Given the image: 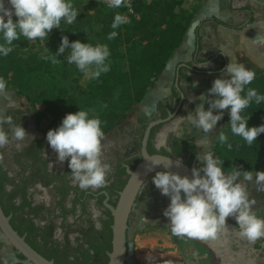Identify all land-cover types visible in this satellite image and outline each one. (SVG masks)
<instances>
[{
	"label": "clouds",
	"instance_id": "obj_1",
	"mask_svg": "<svg viewBox=\"0 0 264 264\" xmlns=\"http://www.w3.org/2000/svg\"><path fill=\"white\" fill-rule=\"evenodd\" d=\"M9 3L10 8L5 7L4 0H0V56H8L13 51V42L21 36L28 40L47 39L52 29L60 28L62 20L72 24L79 14L72 0H9ZM106 3L109 8L131 7L129 0H106ZM13 16L18 18L15 22ZM127 22V16L116 13L111 27L117 29ZM117 34L112 31L107 39L111 41ZM66 50H70L66 57L67 62L75 64L85 75L99 78L102 73L110 71V64L107 62L110 51L107 44L93 46L79 40L70 42L67 36H63L56 56L64 54ZM56 56L44 59H50L56 64L59 63ZM196 65L201 68L208 67L207 63ZM222 72L229 75L230 79L216 78L208 90L209 96L201 94L199 97L200 100L207 101L208 110L201 103L187 116L180 117L169 113L176 117L172 130L181 129L182 124H189L207 134L223 118V110H229L231 133L251 145L264 133V124L249 127L248 118L241 113L253 102H264V95L258 94L254 88H248L246 94L242 93H245V87L255 79L256 73L244 63L233 59ZM6 88V81L0 77V93H5ZM211 95L217 98L212 99ZM179 96L183 98L184 94ZM213 110H219L218 114H214ZM5 125H8L11 137L5 131ZM101 125L102 121L94 109H80L66 114L60 126L49 130L46 135L48 144L58 154V161L68 160L73 181L81 189H100L107 186V174L111 166L103 160L102 140L105 133ZM162 135L163 133L158 134V149L165 144V140L159 138ZM26 136L30 135L20 124L14 123L12 116L0 115V148L7 146L11 139L23 141ZM218 140L223 145L227 143L228 136L221 131ZM208 142L205 135L195 143L203 147ZM16 147L20 149L22 144L18 143ZM231 147L228 144V148ZM45 156L47 157L46 153ZM165 159L169 161L167 165L159 159L150 160L149 170L160 164L166 168L171 166V160ZM197 159L203 161V166L194 167L191 178L170 171H159L152 178L161 194L170 197V204L163 215L169 219L172 235L199 240L216 239L227 228V218L234 216L241 238L249 243L264 238V218L258 217L253 211L255 201L249 199L247 190L248 183L253 180L260 190H264V171H256L255 179L253 171L238 167H233L226 173L223 160L214 157L211 151L197 153ZM181 163L180 160L176 161L177 166ZM50 167L53 170L52 163Z\"/></svg>",
	"mask_w": 264,
	"mask_h": 264
},
{
	"label": "flooded vegetation",
	"instance_id": "obj_2",
	"mask_svg": "<svg viewBox=\"0 0 264 264\" xmlns=\"http://www.w3.org/2000/svg\"><path fill=\"white\" fill-rule=\"evenodd\" d=\"M178 94H184L180 85L176 86V90L174 89L169 98L159 102L158 112L151 120L139 122L128 118L104 136L103 160L110 164L111 170L107 174V186L100 189H81L78 183L73 181L68 160L58 161V154L47 142V132L39 128L30 106L22 105L13 95H4L2 100L5 103L0 105V115L12 116L14 123L20 124L31 136H26L23 141L11 139L7 146L0 148L1 166L9 178L7 181L4 180V188L0 190V204L5 214L11 217L10 222L14 229L20 233L15 226H19L23 218L28 220L27 224L29 221L33 222L40 229L32 236L36 239L35 244L45 253L58 248L56 255L64 263L76 257L82 260L91 256L109 258V252L112 250L113 215L106 206V200L116 206L119 192L129 177L127 168L133 169L138 164V160L142 159V141L149 124L160 121L151 128L149 151L153 148L156 153L174 155L182 158L189 165L196 162L197 168L200 166V160L197 159V153L200 152L193 140L181 138L171 127L167 128L186 101L185 95L181 98ZM169 113L175 116H170ZM4 128L11 137L8 125ZM160 133L163 135L159 138L165 140V144L158 149L156 143ZM183 140L193 143L195 150L190 148L176 153V146L178 144L183 146ZM18 143L22 144V148L16 147ZM50 163L53 165V170ZM3 171L0 170V181ZM155 174L149 177L143 190ZM25 196L30 204L17 211H6L13 202L22 205ZM260 210L256 209V206L253 209L258 217L264 218V210L259 212ZM226 227L221 232L222 237L227 240L233 251L241 252L243 255L238 264H255L264 254V240L261 238L249 243L239 236L238 225L229 219L226 220ZM21 235L27 240L26 231ZM107 242H110V248ZM94 245L98 248L92 247ZM8 252L11 253L10 250ZM12 252L16 258L24 259L13 247ZM127 254L129 257V232ZM125 264H128V260Z\"/></svg>",
	"mask_w": 264,
	"mask_h": 264
},
{
	"label": "crops",
	"instance_id": "obj_3",
	"mask_svg": "<svg viewBox=\"0 0 264 264\" xmlns=\"http://www.w3.org/2000/svg\"><path fill=\"white\" fill-rule=\"evenodd\" d=\"M4 4L11 7L9 0H4ZM232 59L244 63L256 73L255 79L245 90L264 79V0H201L182 42L171 51L162 72L147 89L143 99L131 109L133 119L139 122L151 120L158 112L159 102L169 98L178 85L186 101L177 116H187L201 103L208 110L207 101L199 97L201 94L209 96L208 90L216 78L230 79L222 70ZM204 63L208 64L207 68L196 65ZM210 98L217 97L211 95ZM218 111L213 110L214 114H218ZM223 111V118L207 134L189 124H182V128L176 132L181 138L193 140L194 143L207 135L209 142L206 145L202 147L195 143L200 153L207 151L206 146L215 145L221 131L228 135V140H233L236 135L230 130L229 110ZM175 120L176 117L170 123L172 129ZM209 150L213 151V147ZM247 190L249 198H255L256 209L264 210V190H260L254 180L248 183ZM156 230L160 234L156 244L150 242L149 233L134 236L130 242L128 264H211L212 257L218 260L224 258V264H236V254V258L243 256L230 248L221 233L216 239L180 242L167 229ZM138 237L143 240L140 246ZM198 244H204L208 250L200 252ZM188 245L189 249H186ZM215 246L220 248L219 252ZM221 246H225L226 253L221 252ZM5 256L9 264H25L8 251Z\"/></svg>",
	"mask_w": 264,
	"mask_h": 264
},
{
	"label": "trees",
	"instance_id": "obj_4",
	"mask_svg": "<svg viewBox=\"0 0 264 264\" xmlns=\"http://www.w3.org/2000/svg\"><path fill=\"white\" fill-rule=\"evenodd\" d=\"M200 1L194 0L195 8L192 11H188L182 7V0H154L152 3H147L145 0H137L136 17L130 23L121 25L117 29H112L111 25L114 16L116 13L122 14V8H109L107 4L100 0H72L74 7L79 13L77 19L72 24H67L62 20L60 28L52 29L48 35H51V38L55 41L53 50L56 52L62 42L63 36H67L70 42L79 40L82 43H90L93 46L97 45L93 37L96 24L102 25L104 35L108 36L112 31H116L118 34L112 40L109 48L110 71L106 73V78L99 77L88 82V86L85 87L82 95L88 98L91 95L104 94L106 89H109L107 83L109 81H116L124 87L119 97V102H122L126 108L133 109L135 104L143 99L147 89L162 72L171 51L182 42L184 34L193 18L194 11L197 9ZM158 35H160L161 42L157 49L150 54L138 52L132 56H128L126 51L120 49V45L129 46L133 44L151 43ZM28 45L29 40L21 36L19 40L13 42V51L8 54L9 56H13L10 61L8 59L9 57L4 60L5 56H0V77L6 81V84L10 85L8 72H14L23 79L21 81H25L24 79L29 75L47 66L46 62H38L34 56H30L26 60L18 56ZM19 85L22 84L19 83ZM249 88H254L258 94L264 95V79L255 82ZM246 92L247 89L244 94ZM64 101L66 102L65 116L70 113V109L77 103V99L76 97H71L66 98ZM97 112L99 111H95V114L101 120L102 118ZM51 113L55 112L52 111ZM241 114L248 118L249 127L264 124V102L261 104L251 103ZM122 115L121 113L115 112L114 117L109 120V124H106L104 130L107 131L113 124L117 123L123 117ZM182 142L183 146L179 144L176 146V153H181L183 150L190 148L195 150L193 143H188L185 140ZM228 144L232 145L231 149L228 148ZM223 145L226 146L228 152L225 156L224 154L222 156L220 155V159L223 160V166L225 168L231 170L233 167H238L245 171H264V133L260 134L251 145L247 144L239 136H233V140H228ZM150 151L151 153H156L153 148ZM0 170L3 171L1 162ZM4 180H9L5 171H3V175L1 176L0 190L4 188ZM27 204H30V202L25 196L22 205H16L13 202L11 207L6 209V211L23 209ZM259 212L262 211L260 210ZM27 221V219L23 218L19 226L15 227L21 234H24V231H26L27 240L39 252L43 253L45 257L54 259L57 264H107L108 257L93 258L91 256L83 260L80 257H76L74 260L64 263L56 255L57 251H59L58 248H55L49 253L43 252L35 244L36 239L32 238L33 234L40 230L39 227L35 226L31 221L27 224ZM25 225L26 227L23 229ZM107 244L110 248V242H107ZM92 247L95 249L98 248L95 245ZM101 248H104V246H101ZM19 256L25 258L21 254Z\"/></svg>",
	"mask_w": 264,
	"mask_h": 264
},
{
	"label": "rangeland",
	"instance_id": "obj_5",
	"mask_svg": "<svg viewBox=\"0 0 264 264\" xmlns=\"http://www.w3.org/2000/svg\"><path fill=\"white\" fill-rule=\"evenodd\" d=\"M145 1L147 3L154 2V0ZM182 7L188 11H192V9L195 8V2L194 0H182ZM5 19H7V17H5ZM17 19V17L13 16L14 22ZM102 29V25L96 24L94 27L95 31L93 37L96 40L97 44H107L110 48L112 40L110 41L107 39L108 36L103 34ZM160 42V35H158L157 38L151 43L133 44L129 46L120 45V49L122 51H126L128 56H132L138 52L150 54L157 49ZM54 44L55 41L51 38V35H48L47 39L43 40H29L28 47L22 50L18 56H20L24 60L28 59L30 56H34L38 62H46L47 66H44L40 71L29 75L26 79H24L25 81H21L23 79L19 75H16L14 72H8V75L10 76V85L7 84L5 93H0L1 106L5 103L2 100L3 97H5L4 95H13L14 98L18 99V101L21 102L22 105L30 106L32 115L36 118V122L39 128L46 132L60 126L63 118L65 117L64 113L66 111V102L64 100L71 97H76L77 103L72 106V108L70 109L71 111H67H70V113H75L80 109H94L95 111H99L97 113L100 114L102 118V130L104 131L105 135H107L110 130L117 127L128 118L133 119L131 115V109H129L128 107L126 108L122 102H119V97L122 94L124 87L116 81H109L107 83L109 89H106L104 94L91 95L88 98H85L82 95L83 90H85V87L88 86V82H91L96 78H92L90 74L85 75L78 70L75 64H69L67 62L66 57L70 54V50H66L64 54L56 56L57 51L54 52L53 50ZM50 56H56L59 63L53 64L50 59H44V57ZM6 58H8L10 61L13 56H5L4 60H6ZM107 62H110V56ZM100 77L106 78V73H102ZM14 83L16 84L13 85ZM19 83L22 85H19ZM6 103L8 104L9 102ZM50 110L55 113H51L52 111ZM115 112L123 114V117L117 123L113 124L112 127H110L107 131H105L104 127L106 126V124H109V120L114 117ZM168 126L167 128L171 127ZM211 147H213V151L209 150L211 149ZM206 148L207 151L213 152L214 157L220 158V155L222 156L224 154L225 156L228 154L226 146L220 144L219 140H216L214 146H206ZM199 164V168H201L203 166V161L200 160ZM223 168L226 173L231 171L224 166ZM152 178L149 180L146 188L142 191L137 201L136 208L132 213L129 231L130 242L133 241V238L136 234L149 233V236L151 237L150 242L156 244V238L158 239V237L160 236L158 230L156 229L165 228L171 233L170 226L168 225L169 219L163 215L164 210L170 204V197L161 194V192L153 184ZM249 199L255 201V198L253 196H250ZM255 206L256 204L253 205V209H255ZM176 238L180 242H188V240H190L187 237ZM0 239L2 240L0 242L2 244V246L0 244V264H9L6 260L5 253L10 250L14 255V252H12V247L8 245L4 238L1 236V232ZM142 241L143 240L140 237L137 238V243L139 244V246L142 245ZM162 242L164 241L162 240ZM189 246L190 245H188L186 249H189ZM215 247L219 252L220 248H218V246ZM182 248H184V246ZM198 248L200 252L206 249L208 250V247L204 244H198ZM221 248V252H223V254L226 253L224 250L225 246H221ZM236 256L235 260L236 264H238V261L241 258H236ZM210 261L211 264H224V258L218 260L212 257ZM255 264H264V254Z\"/></svg>",
	"mask_w": 264,
	"mask_h": 264
},
{
	"label": "water",
	"instance_id": "obj_6",
	"mask_svg": "<svg viewBox=\"0 0 264 264\" xmlns=\"http://www.w3.org/2000/svg\"><path fill=\"white\" fill-rule=\"evenodd\" d=\"M162 121V120H161ZM160 121H154L149 124L146 129L143 141H142V159L132 169L127 168L129 174L128 180L123 189L119 192V198L116 206L108 203L106 200V206L110 208L113 215V239L112 250L109 252V261L107 264H125L128 260L127 254V241L128 232L130 230V216L137 203L138 196L142 192L149 177L159 171H170L179 175L192 177V169L196 166V162L192 165L185 163L182 158L168 155L163 153H150L148 150L149 137L151 128L153 125ZM171 160V166L165 167ZM159 159L164 164L151 167L149 170L150 160ZM149 160V161H148ZM180 160L182 163L177 166L176 161ZM134 174V175H133ZM136 175V176H135ZM202 175V174H201ZM142 182V183H141ZM10 216H7L0 204V232L6 243L15 248L17 252L23 255L25 258L21 260L25 264H57L54 259H49L37 251L27 240L24 235H21L10 222ZM227 219L231 220L235 224L237 221L234 216H230ZM238 225V224H237ZM264 240V238H262Z\"/></svg>",
	"mask_w": 264,
	"mask_h": 264
},
{
	"label": "built area",
	"instance_id": "obj_7",
	"mask_svg": "<svg viewBox=\"0 0 264 264\" xmlns=\"http://www.w3.org/2000/svg\"><path fill=\"white\" fill-rule=\"evenodd\" d=\"M101 1H103L105 4H107L106 0H101ZM129 3L131 5L130 8L121 7L122 8V14L128 17L127 23H130L132 21V19H134V17H136V15H137V9H136L137 0H129Z\"/></svg>",
	"mask_w": 264,
	"mask_h": 264
}]
</instances>
